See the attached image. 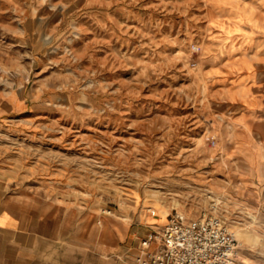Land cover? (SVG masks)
I'll use <instances>...</instances> for the list:
<instances>
[{
  "label": "rangeland",
  "instance_id": "rangeland-1",
  "mask_svg": "<svg viewBox=\"0 0 264 264\" xmlns=\"http://www.w3.org/2000/svg\"><path fill=\"white\" fill-rule=\"evenodd\" d=\"M233 29L206 0H0L4 194L100 222L217 215L241 261L264 262V206L234 123L251 49Z\"/></svg>",
  "mask_w": 264,
  "mask_h": 264
},
{
  "label": "crops",
  "instance_id": "crops-1",
  "mask_svg": "<svg viewBox=\"0 0 264 264\" xmlns=\"http://www.w3.org/2000/svg\"><path fill=\"white\" fill-rule=\"evenodd\" d=\"M206 1L212 15L234 27L230 35L251 49L242 59L250 66L238 64L245 70L240 79L244 83L233 91L245 110L234 123L243 129L239 143L249 182L258 186L252 192H259L264 206V80L257 81L255 75L264 77V0ZM4 189L0 181V264H134L140 239L166 223L164 217L153 216L129 224L110 217L100 222L86 215L85 208L35 193L4 194Z\"/></svg>",
  "mask_w": 264,
  "mask_h": 264
},
{
  "label": "built area",
  "instance_id": "built-area-1",
  "mask_svg": "<svg viewBox=\"0 0 264 264\" xmlns=\"http://www.w3.org/2000/svg\"><path fill=\"white\" fill-rule=\"evenodd\" d=\"M134 264L244 263L239 243L223 218L203 214L190 223L173 214L163 226L140 239Z\"/></svg>",
  "mask_w": 264,
  "mask_h": 264
},
{
  "label": "bare ground",
  "instance_id": "bare-ground-1",
  "mask_svg": "<svg viewBox=\"0 0 264 264\" xmlns=\"http://www.w3.org/2000/svg\"><path fill=\"white\" fill-rule=\"evenodd\" d=\"M153 211H154V215H155L156 212H155V210H153Z\"/></svg>",
  "mask_w": 264,
  "mask_h": 264
}]
</instances>
